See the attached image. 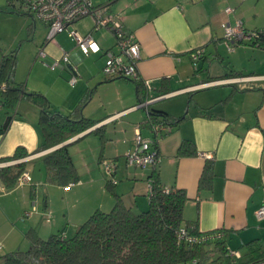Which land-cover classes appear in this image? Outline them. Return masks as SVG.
Segmentation results:
<instances>
[{
	"label": "crops",
	"instance_id": "0c3cea01",
	"mask_svg": "<svg viewBox=\"0 0 264 264\" xmlns=\"http://www.w3.org/2000/svg\"><path fill=\"white\" fill-rule=\"evenodd\" d=\"M249 1L252 0L110 1V11L118 14L124 29L134 33L140 43L137 80L102 75L104 51L115 47V39L110 31H92V27L85 34L92 33L99 50L88 55L67 31L56 35L67 32L74 46L65 48L54 39L47 41L57 46V51L46 54L47 63L58 60L61 65L50 69L37 58L38 48L47 46V26L46 31H37L36 22L41 21L28 15L36 42L30 52H22V46L16 50L15 81L23 83L26 91L43 93L50 112L63 115L70 114L93 89L82 106V114L96 124L70 138L69 152L79 180L71 186L59 185L48 181V172L39 158L52 148L41 150L45 138L39 125V107L25 99L13 109L0 105V127L11 116L7 130L0 134V167L28 161L25 170L31 175L29 184H15L10 189L0 181V256L27 241V231L41 238L60 233L68 237L75 233L69 231L77 230L95 210L109 211L114 196L107 183L125 206L145 210L152 172L159 175L163 186L185 191L183 219L195 224L198 231L222 229L227 239H261L264 219H257L255 212L264 205V61L258 63L260 71L252 66L247 71L239 54L251 51L264 56V48L244 40L232 43L229 50L222 28L224 23L234 25L238 20L244 27L257 25L261 14L255 6L247 7ZM227 7L230 12L225 11ZM84 18L87 16L74 23ZM88 18L93 26L92 17ZM195 49L202 53L193 62L190 53ZM13 50L0 46V59ZM62 50L69 53V63L61 60ZM83 58L86 65L80 69ZM72 70L77 80L70 85L67 80ZM144 80L150 81V88L143 87L140 95L144 101L140 103L136 83ZM164 88L169 92H162ZM145 102L146 107L140 106ZM150 109L164 111L171 118L185 113V118L170 125V132L159 133L156 146L160 162L155 168L129 167L125 154L135 146L136 127L144 137L153 136L145 122ZM156 120L163 123L160 116ZM102 125L103 138L87 134ZM183 140L194 143L196 155H176ZM17 147L26 150L28 156L4 162L2 158L11 156ZM207 160L212 162L213 176L209 184L200 185ZM105 161L114 164L110 175L105 172ZM54 190L61 193L58 204ZM33 204L36 211L23 220V213Z\"/></svg>",
	"mask_w": 264,
	"mask_h": 264
},
{
	"label": "trees",
	"instance_id": "16d2710c",
	"mask_svg": "<svg viewBox=\"0 0 264 264\" xmlns=\"http://www.w3.org/2000/svg\"><path fill=\"white\" fill-rule=\"evenodd\" d=\"M244 29L248 30L245 27ZM248 31L254 33L249 40L251 44L264 48V30ZM16 65V50L2 54L0 85L4 84L5 88L0 90V105L13 109L21 99H25L39 107V125L45 138L41 150L56 146L96 124L94 120L82 114V106L91 96L93 89L70 114L51 113L43 93L26 91L23 83L15 81ZM144 86L143 82L136 83L140 103L144 101L143 96L141 97ZM161 91L169 92L165 88ZM159 116L163 118V123L172 126L185 118V113L171 118L164 111L150 109L147 110L145 122L151 126L157 122ZM10 120L9 115L0 127V134L5 133ZM103 129L102 125L87 134L94 133L103 138ZM71 144L61 145L39 157L48 172L49 182L59 185L78 182L79 175L69 152ZM196 154L195 145L190 140H183L176 151L177 156ZM26 156V150L17 147L11 156L2 160L13 161ZM27 162L21 161L0 167L1 183L8 189L14 187ZM212 176V162L207 160L199 184H209ZM149 181L151 190L148 192V206L145 210L136 211L125 206L120 196L107 183L108 190L114 196V204L109 211L95 210L76 232L68 237L60 233L41 238L34 231H27L25 236L29 248L3 254L0 261L2 264H189L188 261L197 255V251L178 244V231L184 226L189 234L199 235L204 232L198 231L195 224L184 222L183 208L187 195L180 188L167 187L169 190L165 192V186L161 184L156 172H152ZM223 233L226 242L227 234ZM262 257L264 253L252 259Z\"/></svg>",
	"mask_w": 264,
	"mask_h": 264
},
{
	"label": "built area",
	"instance_id": "2783aa9c",
	"mask_svg": "<svg viewBox=\"0 0 264 264\" xmlns=\"http://www.w3.org/2000/svg\"><path fill=\"white\" fill-rule=\"evenodd\" d=\"M98 3L97 0H8V4L18 13L27 14L32 19L39 20L47 26L46 41H53L56 34L67 31L68 35L75 41L84 54L97 52L99 46L92 37V33L85 35L79 34L73 29V23L80 18L90 16L93 19V29H105L112 33L115 39V47L104 51V61L101 68L102 75L105 78H139L137 71V61L140 58V43L132 32L124 29L118 14L109 9V2ZM226 12H230L231 8H225ZM223 39L229 50L232 49V43L244 40H251L253 32L245 30L240 20L234 25L224 23ZM201 49H195L190 53L193 62H196L201 55ZM46 53L42 47L38 48L37 57H43ZM61 60L69 63V53L62 50ZM50 69L61 67L58 60H54L51 64H46ZM77 80V74L72 70V75L68 80L73 85ZM145 87L150 88V81H143ZM5 85H0V90ZM155 99V98H154ZM153 100V99H150ZM147 102L140 104L146 107ZM152 137H144L139 127H136L134 134L135 146L125 154V162L129 167H152L155 168L160 162V154L156 146V138L161 131L170 132L171 127L161 122L152 123L150 126ZM104 169L107 174H111L114 169L112 162H104ZM31 182V175L27 170H23L16 180L17 186H23ZM111 183L115 184L116 180L111 179ZM68 183V186L73 185ZM151 190V183L148 182V192ZM168 188L164 187V191L168 192ZM36 211L33 204L30 210L23 213L22 219H26ZM257 219H264V205H261L255 212ZM224 233L221 229L204 232L199 235L189 234L184 226L178 231V244H182L186 248L197 251V255L191 258L189 264H264V257L242 261V254L239 250L230 249L224 242Z\"/></svg>",
	"mask_w": 264,
	"mask_h": 264
},
{
	"label": "rangeland",
	"instance_id": "374dc122",
	"mask_svg": "<svg viewBox=\"0 0 264 264\" xmlns=\"http://www.w3.org/2000/svg\"><path fill=\"white\" fill-rule=\"evenodd\" d=\"M254 6L258 14L264 15V0H252V1H249L247 4V7L249 8L254 7ZM261 15H259V17L257 18V22L255 23L257 25L254 26V25L248 24V26H245V27L248 30H253L252 28H255V27L258 29L259 28L264 29V19H261ZM31 21L32 19L28 15L16 12V10H14L8 4V0H0V46L4 48L5 50H9V49L17 50L20 46H22V52H26V51L30 52L34 42H36L34 41L35 33L34 32L31 33L30 31ZM36 24H37L36 25L37 31L38 30L42 31L43 29L44 31H46V25H43L41 22H36ZM91 27H93L92 21H91V18H88V16L87 18H84L83 20H81L79 23L73 24V29L79 31L82 34H85L87 31H90ZM95 33H99V32H95ZM67 36H68L67 32H63L61 35L60 34L55 35L54 41L60 46L65 47V48L74 46V42ZM45 42L47 46L45 48L43 47V49L45 50L46 54H48L49 50L57 51V46L54 43H51V42L48 43L46 41V37H45ZM224 55L228 56V54H226L225 52H224ZM45 56L37 57V58L41 62H44L46 64H51L52 62L47 63L49 56L48 55L46 57ZM239 56H240L239 60L242 62V64L246 65L245 68H247L246 69L247 71L251 70L249 66L257 68L259 71L261 70L257 66L261 60L264 61V58H262L264 56L258 55V52L257 54L251 53V51L245 54L240 53ZM85 60L86 59L83 58L82 61L80 62V65H79L80 69L86 65ZM255 63H257V65H254ZM108 128H112V125H109ZM37 168L38 167L36 166V170L34 172L36 174L38 171ZM39 188L42 189L44 187H39ZM40 198L41 200L44 199V194L42 193V191L40 192ZM60 199H61L60 191L54 190L55 203L58 204ZM136 211H140V210L136 209ZM75 230L76 229H72L71 231H69L70 232L69 234L71 233L73 234V232H76ZM247 242L248 243L251 242V243L248 244ZM226 245L230 249L239 250L242 254V261H249L253 257L259 256L260 254L264 253V235H262L261 239H227ZM28 248H29V242L25 240L21 245H19L17 249L26 250Z\"/></svg>",
	"mask_w": 264,
	"mask_h": 264
},
{
	"label": "water",
	"instance_id": "95a60500",
	"mask_svg": "<svg viewBox=\"0 0 264 264\" xmlns=\"http://www.w3.org/2000/svg\"><path fill=\"white\" fill-rule=\"evenodd\" d=\"M88 130H89V129H88ZM86 131H87V130H86ZM84 132H85V131H84ZM82 133H83V132H82ZM82 133H80V134H78V135H76V136H74V137H72V138H75V137L81 135ZM69 142H70V139H68V140H66V141H64V142H62V143H60V144H58V145L55 146V147H52L51 150H54L55 148H58V147H60L61 145L67 144V143H69Z\"/></svg>",
	"mask_w": 264,
	"mask_h": 264
}]
</instances>
